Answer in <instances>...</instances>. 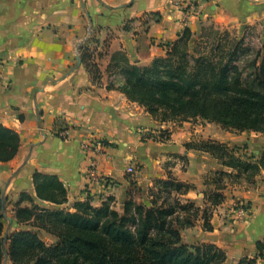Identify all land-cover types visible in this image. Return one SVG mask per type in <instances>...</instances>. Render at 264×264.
I'll return each mask as SVG.
<instances>
[{
  "label": "crops",
  "instance_id": "0c3cea01",
  "mask_svg": "<svg viewBox=\"0 0 264 264\" xmlns=\"http://www.w3.org/2000/svg\"><path fill=\"white\" fill-rule=\"evenodd\" d=\"M263 16L264 0H201L197 10L177 8L168 0H0V122L21 136L18 155L0 162V177L14 174L10 188L18 195L28 192L46 208L61 206L37 197L33 182L37 171L57 175L65 184L68 203L63 206L87 199L101 206L113 197L114 207L116 199L124 205L129 198V175L148 185L172 172L195 184L183 198L204 208V192L213 187L205 184V177L218 170L233 175L238 171L213 154L184 144L215 139L241 147L240 154L251 157L262 152L264 133L234 134L219 128L213 133L210 122L190 129L187 124L192 123L186 121L169 130L171 141H177L173 153L178 155L165 171L163 143L158 148L156 137L143 142L142 136L169 128L170 123L162 124L129 100L122 91L121 68L126 61L146 65L165 55L167 45L187 27L196 35L206 21ZM85 41L95 73L82 59ZM183 133L185 137H179ZM88 139L99 146L85 151L82 142ZM129 166H136L137 172L129 174ZM226 185L224 201L213 208L212 229L204 227L201 213L182 236L188 244H216L226 251L228 264H237L242 257L258 255V243L264 244V169L252 180L229 177ZM241 207L246 208L245 215ZM186 231L197 235L185 241Z\"/></svg>",
  "mask_w": 264,
  "mask_h": 264
},
{
  "label": "trees",
  "instance_id": "16d2710c",
  "mask_svg": "<svg viewBox=\"0 0 264 264\" xmlns=\"http://www.w3.org/2000/svg\"><path fill=\"white\" fill-rule=\"evenodd\" d=\"M194 37L187 27L167 45L166 54L151 63L126 61L121 68L122 91L162 124L205 121L227 131L264 133V44L242 66L252 51L245 37L206 26ZM81 47L83 61L95 73L88 62L89 48ZM184 146L209 152L238 171L233 175L218 170L205 177V184L213 187L204 192V208L183 198L195 184L172 172L155 181L150 205L137 202L129 192L123 213L112 206L113 197L101 206L90 199L63 206L68 203L65 184L57 175L37 171L33 176L37 197L61 207L43 208L24 191L16 202L14 220L30 228L7 234L0 186V264L6 260V250L12 264H228L223 248L206 242L185 243L182 230L192 227L201 213L204 227L212 229L213 208L225 199L227 185L222 175H245L252 180L264 169V148L259 155L247 157L240 154L241 147L215 139L192 140ZM20 147V134L0 122V162L13 160ZM26 198L29 205H24ZM40 231L53 235L55 241L48 243ZM258 248V255L242 257L237 264H260L264 244L259 242Z\"/></svg>",
  "mask_w": 264,
  "mask_h": 264
},
{
  "label": "rangeland",
  "instance_id": "374dc122",
  "mask_svg": "<svg viewBox=\"0 0 264 264\" xmlns=\"http://www.w3.org/2000/svg\"><path fill=\"white\" fill-rule=\"evenodd\" d=\"M203 26L206 27H215V29L220 30V32H227L230 34V36L232 37H238V38H242L245 37L247 44L249 46V48H252V51H250V56L246 57L245 60L241 63L242 66H245L249 60V58H251V56L255 55V53L261 49L263 47V42H264V16L261 17L260 19H256V20H250V21H216V20H210V21H206L205 24ZM201 33V31H199L194 39L198 38V35ZM206 33H211L210 30H207ZM248 48V47H246ZM252 54V55H251ZM250 70V69H249ZM149 122V121H148ZM192 124L189 125L187 124V127L193 128L194 125H197L196 127L201 128V125H207V122L205 121H190ZM211 123V122H210ZM211 130L214 133L216 130L215 128H219L222 129L224 131H227L225 129L222 128V126L220 124L217 123H211ZM179 125H183L182 124H175V123H170L168 124V127L162 128V129H156L155 132L151 131H145L144 135L142 136V141L143 142H149L151 141L152 136L156 137L157 141H159L158 144V148L160 146L161 143H163V147H164V154L167 155L165 161H164V166H165V171L168 170L169 166H173L177 161H175V156H177L178 154L173 153L177 150V141H171V133L169 132V130L172 127L175 126H179ZM149 125H146V127H148ZM145 128V127H143ZM184 132V131H183ZM228 132H232L234 134H240L237 131H228ZM183 136H179V137H185L184 133L182 134ZM178 137L175 136V140H177ZM89 140V139H88ZM85 140V141H88ZM92 140V139H90ZM202 139H198L197 141H200ZM207 140V139H205ZM227 144V143H226ZM229 145V144H227ZM231 147H233L232 145H229ZM83 148V147H82ZM179 161H180V165L182 167V170H185L186 167V162L183 159V155H179ZM245 176V175H243ZM129 181L131 182V187L129 189L130 192V196L136 200L139 203H144L147 205H150V189L154 187L155 185V181L152 182L151 184L148 185H141L138 183L137 180L134 179V177L132 175L128 176ZM223 180L224 182H227V179L229 178V176H223ZM13 178H14V174L10 175L9 173H6L4 176L0 177V186L2 187V189L4 190V197H6L5 200V204H6V214L8 218H14L15 213H16V202L19 200L20 195H18V191L15 189H11V185L13 182ZM240 178V177H239ZM226 186V185H225ZM224 186V187H225ZM11 190H10V189ZM29 199L26 198L25 202H28ZM95 204L100 203L99 200H95L94 201ZM43 207V206H41ZM46 208V207H43ZM56 208V207H55ZM114 208L119 211L120 213L124 212V205H122L121 200L116 199L115 203H114ZM53 209V208H51ZM5 217L4 222H5V226H6V233L8 232L9 234L19 230V229H24V228H30L28 227V225H22V224H17V222L15 220H13V222H9V219ZM10 225V226H9ZM40 235L43 237V239L45 241H47L48 243H53L52 238H54L53 235L45 232V231H40ZM197 235V233H195L194 231H186L184 233V240L185 241H191L193 240V238ZM191 244V243H189ZM4 264H12V262L7 259L5 260Z\"/></svg>",
  "mask_w": 264,
  "mask_h": 264
},
{
  "label": "built area",
  "instance_id": "2783aa9c",
  "mask_svg": "<svg viewBox=\"0 0 264 264\" xmlns=\"http://www.w3.org/2000/svg\"><path fill=\"white\" fill-rule=\"evenodd\" d=\"M168 4L175 6L177 8H185L187 6L192 7L193 9L197 10L200 7L201 4V0H168ZM90 35L87 37V39L89 38ZM86 41L81 43L82 45H86ZM67 133V132H66ZM99 146V143L94 141V140H88V141H83L82 142V147L85 151H93L96 147ZM127 172L129 174H134L137 172V167L136 166H129L127 169ZM246 212V208L245 207H241L240 208V213L242 215H245Z\"/></svg>",
  "mask_w": 264,
  "mask_h": 264
},
{
  "label": "water",
  "instance_id": "95a60500",
  "mask_svg": "<svg viewBox=\"0 0 264 264\" xmlns=\"http://www.w3.org/2000/svg\"><path fill=\"white\" fill-rule=\"evenodd\" d=\"M79 62H81V59L79 58ZM2 211H3V214L5 215V217L6 218H8L7 217V214H6V204H5V197L3 196V199H2ZM9 219V222L11 223L13 220H12V218H8ZM7 234H8V232H7ZM9 258V256H8V252H7V250H6V260Z\"/></svg>",
  "mask_w": 264,
  "mask_h": 264
}]
</instances>
